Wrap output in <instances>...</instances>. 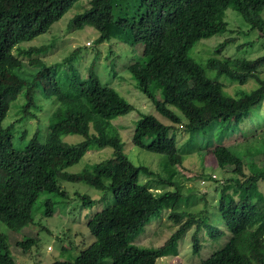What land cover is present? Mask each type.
Instances as JSON below:
<instances>
[{
    "label": "trees",
    "instance_id": "16d2710c",
    "mask_svg": "<svg viewBox=\"0 0 264 264\" xmlns=\"http://www.w3.org/2000/svg\"><path fill=\"white\" fill-rule=\"evenodd\" d=\"M78 1L0 0V224L6 230L0 232V264H15L8 254L11 245L21 254L28 253L34 246L32 237L21 236L20 240L14 237L21 235V230L31 224L32 207L42 194L65 197L59 180L82 183L110 193L114 203L88 216L85 227L93 241L80 250L73 261L55 260L49 264H106V261L108 264H156L160 258L177 254V242L191 228V253H198L201 248L198 233L206 218L204 213L172 210L179 201L178 193H152L148 183L138 184L139 168L127 159L115 134L89 133L91 120L95 123L99 119L109 120L124 115L132 111V106L112 88L99 83L93 70L94 61L89 64L85 79L78 80L68 63L77 50H72L60 63L50 67L57 69L68 63L70 87L63 92L57 85L63 99L50 114L44 141H38L39 134L35 131L22 149L14 148L13 123L34 118L31 107L38 91L36 84H40L37 78L49 70L37 60L31 63L36 68L32 71L34 69H28L17 59V56L25 54L27 57L39 54L42 47L24 50L16 45L44 34ZM85 1L87 7L74 15L68 26H91L101 34L98 43L106 38L121 37L131 46L141 44L140 60L128 64L125 69L158 116L180 127L178 129L187 127L190 131H197L211 123L229 126L232 121L236 125L251 107L264 99V79L260 77L264 55L250 60L223 57L222 53L233 39L218 43L200 64L189 55L198 41L228 32L227 23L220 18L227 8L239 14L249 32L263 37L261 12L264 11V0ZM241 47L237 46L236 50ZM13 50L18 55H14ZM206 72L238 85L251 79L257 86L248 92L229 95L222 82L208 78ZM51 74L54 79L55 73ZM40 93L44 95L43 91ZM155 93H158L157 100ZM19 97L23 102L17 119L3 127L2 121L10 105ZM193 107L206 108L207 115L196 116L197 121L190 124L183 115ZM95 115L99 119H95ZM143 120L155 127L151 140L144 142L143 138L150 134L140 132L133 135L131 142L148 152L166 154L174 159V138L167 135L171 125H162L152 116H144ZM182 120L185 121L183 124ZM63 134L79 135L82 141L74 145L64 144L60 141ZM22 137L24 133L19 135V139ZM89 146L96 149L109 147L111 157L78 173H67L65 169L78 163ZM235 153L223 147L214 148L217 164L232 167L236 186L241 192L240 197L235 198L221 191L216 202V211L229 235L228 240L195 264H264V233L248 230L260 219V210L264 209V195L253 199L250 194L251 186L264 181V172H259L252 163L244 166L239 156L245 154L244 150ZM74 195L82 207H90L94 203L86 195ZM171 197L172 202L167 204ZM52 204L49 199L43 201V216L52 215ZM162 206L171 209L168 219L176 230L156 248L131 244V239L158 214ZM207 233L212 239L221 234L213 228H208Z\"/></svg>",
    "mask_w": 264,
    "mask_h": 264
},
{
    "label": "rangeland",
    "instance_id": "374dc122",
    "mask_svg": "<svg viewBox=\"0 0 264 264\" xmlns=\"http://www.w3.org/2000/svg\"><path fill=\"white\" fill-rule=\"evenodd\" d=\"M86 7L85 0L74 3L44 34L16 45L24 50L42 47L39 54H32L29 57L25 54V56H17V59L28 69H34L32 71L36 68L31 63H36L37 60L49 70L37 78L40 84H36V88L39 92L35 93L34 105L31 107L34 118L13 123L20 113L23 102V99L19 97L10 105L2 126L6 127L13 123L11 130L13 145L17 150L22 149L35 131L39 134L38 141L43 142L48 131L50 114L63 99L60 89L64 92L70 87V72L67 71L66 65L70 64L78 80L81 81L86 77L89 64L94 61L93 70L99 83L112 88L132 106V111L109 120L99 119L95 115L94 118L99 120L95 123L93 120L89 122V133L115 134L122 144V150L127 159L133 166L139 168L138 184L148 183L147 186H150L152 193L164 191L178 193L179 201L172 210L187 211L192 214L201 211L206 216L198 233L201 247L198 253H191L190 236L193 232L191 228L177 242V254L160 258L156 264L199 263L213 251L221 248L229 237L216 211L219 193L226 192L235 198L241 195L236 186L237 180H234L235 176L231 172L232 167L229 165L221 167L217 164L214 148H227L234 154L244 150L245 154H239L244 166L252 163L259 172H264V99L251 107L247 115L236 125L232 121L229 126L225 123H211L197 131H190L187 127L178 129L180 127L177 128L158 116L148 98L137 90L125 69L128 64L140 60L141 44L131 46L121 37L106 38L98 43L101 34L91 26L84 25L81 28L68 26L70 19ZM113 14L115 15V12ZM220 18L227 23L228 32L198 41L193 46L191 54L189 53L196 63H202L210 56V50L225 39H233V43L226 47L222 53L223 57H243L250 60L264 55V36L260 37L256 32H249L238 13L227 8ZM261 18L264 22V11L261 12ZM246 43L250 45L246 46ZM240 45L242 47L237 51L236 47ZM72 50L77 51L71 62L57 69L50 68L53 64L60 63ZM12 53L18 55L16 50ZM52 72L55 73V80ZM206 76L222 82L224 91L229 95L248 92L257 86L251 79L243 85H238L229 83L223 77H216L212 72H206ZM260 77L264 79V67L260 69ZM41 91L44 95H41ZM154 98L158 99V93L154 94ZM191 110L183 115L184 120L187 119L186 121L190 124H194L197 117L207 115L206 108L193 107ZM175 114L181 118L180 114L177 112ZM144 116H152L162 125L172 126L167 135L174 138V159H170L171 156L166 154L148 152L131 142L133 135L140 132L150 134L143 138L144 142L149 143L151 140L153 136L151 132L155 130V127L143 120ZM184 120L181 124L185 122ZM21 133H24V137L19 139ZM60 141L67 145H74L82 141V137L63 134L60 136ZM111 152L109 147L96 149L94 146H89L79 162L66 168L65 171L78 173L87 166L110 158ZM244 172H247L246 169ZM58 183L65 192V197L62 199L55 194H42L32 207L31 224L21 230V235L14 237L16 240H20L21 236L35 239L34 246L26 254L18 253L11 247L12 245L10 246L8 254L11 255L15 264H49L55 260L73 261L77 253L93 241L85 227L88 216L114 203L110 193L97 191L85 184L60 180ZM74 194L86 195L94 203L90 207H82ZM250 194L253 199L264 195V181H258L251 186ZM45 199L53 203V213L49 217L42 215ZM171 202L172 197L168 198L167 204ZM170 210L162 206L158 214L152 217L131 239V244L143 248H156L161 245L176 230V226L168 219ZM259 216L260 219L248 229L249 231L260 230L264 233V217H262L264 209L260 210ZM208 228L217 229L221 233L220 237L209 238ZM0 232H6L1 224Z\"/></svg>",
    "mask_w": 264,
    "mask_h": 264
}]
</instances>
